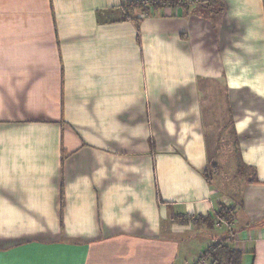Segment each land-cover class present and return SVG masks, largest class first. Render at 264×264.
<instances>
[{"label":"crops","instance_id":"1","mask_svg":"<svg viewBox=\"0 0 264 264\" xmlns=\"http://www.w3.org/2000/svg\"><path fill=\"white\" fill-rule=\"evenodd\" d=\"M136 1L0 0V264H194L223 239L264 264V0ZM206 81L250 173L231 238L192 221L222 204Z\"/></svg>","mask_w":264,"mask_h":264},{"label":"rangeland","instance_id":"2","mask_svg":"<svg viewBox=\"0 0 264 264\" xmlns=\"http://www.w3.org/2000/svg\"><path fill=\"white\" fill-rule=\"evenodd\" d=\"M146 1L133 2L137 7L135 12L144 16L153 14L155 10L146 4ZM186 2L191 8L197 3L196 0ZM206 82L202 97V113L208 147L207 173L214 189V198L225 207L230 206L234 210V207L239 206L243 185L250 173L240 162L222 89L213 81ZM218 228L226 230L225 227ZM197 262L198 259L195 263Z\"/></svg>","mask_w":264,"mask_h":264},{"label":"trees","instance_id":"3","mask_svg":"<svg viewBox=\"0 0 264 264\" xmlns=\"http://www.w3.org/2000/svg\"><path fill=\"white\" fill-rule=\"evenodd\" d=\"M185 0H148L149 6H151L154 10L163 9L165 7L175 8V7H182L183 12L189 10V5L184 3ZM196 2H205L208 6L219 5L221 6V2L219 0H196ZM147 10V8H146ZM126 19V17H125ZM208 165L205 168L203 175L207 181H210L209 174L207 173ZM254 172V169L252 168ZM255 175V174H254ZM253 182H257V179L254 177ZM62 196V194H61ZM227 214L229 219L231 220L233 217V208L232 207H225L223 204L219 205V208L215 212L216 216ZM192 221L197 223H203L208 228H212L214 226V220L211 217H203L199 216ZM203 257L206 259H210V264H241V256L242 252L237 249L231 248L225 239L210 244L205 251L203 252Z\"/></svg>","mask_w":264,"mask_h":264},{"label":"built area","instance_id":"4","mask_svg":"<svg viewBox=\"0 0 264 264\" xmlns=\"http://www.w3.org/2000/svg\"><path fill=\"white\" fill-rule=\"evenodd\" d=\"M146 1V0H145ZM148 1V0H147ZM146 1V4H148V2ZM187 0L184 1V3L187 4L186 2ZM191 0H189L190 2ZM214 220V226H218V227H225L226 231L229 233L228 236L231 238V232H232V219H229V216L227 214H223V215H219L216 216L214 214V217H212ZM203 255V254H202ZM201 255V257L198 258V262L195 264H210L211 260L210 259H206L205 257H203Z\"/></svg>","mask_w":264,"mask_h":264}]
</instances>
